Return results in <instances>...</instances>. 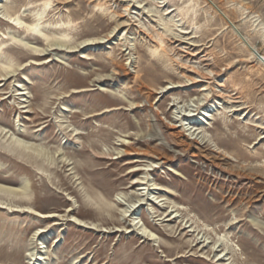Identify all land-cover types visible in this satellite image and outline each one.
Here are the masks:
<instances>
[{
	"label": "rangeland",
	"instance_id": "374dc122",
	"mask_svg": "<svg viewBox=\"0 0 264 264\" xmlns=\"http://www.w3.org/2000/svg\"><path fill=\"white\" fill-rule=\"evenodd\" d=\"M47 1L0 0V186L27 185L0 204L36 213L0 207V264H264V0H132L125 33L119 0ZM196 48L210 67L190 61ZM12 131L73 169L40 172ZM134 179L162 201L128 218Z\"/></svg>",
	"mask_w": 264,
	"mask_h": 264
},
{
	"label": "bare ground",
	"instance_id": "6f19581e",
	"mask_svg": "<svg viewBox=\"0 0 264 264\" xmlns=\"http://www.w3.org/2000/svg\"><path fill=\"white\" fill-rule=\"evenodd\" d=\"M112 0H94V8H96L97 10H102V9H104V8H106L107 7V4L109 3V2H111ZM132 0H119V2L120 3H124L125 5H124V12H123V14L120 16V18L121 19H123V21L121 22V23H117V25H116V28L117 29H124V31L122 30L121 31V33H125L126 31V29L127 28H129V27H131V20H130V17H129V15L131 14L130 13V10L131 9H133V10H140L141 8H140V6H141V2H138L137 3V7H134V6H132V8L130 7V2H131ZM49 2H50V0H48L47 1V4L46 5H48L49 4ZM140 5V6H139ZM106 10V9H105ZM173 11H168L167 12V15H169V14H171ZM16 24L17 25H19V23H18V21L16 20ZM38 28V25L37 24H31V25H29L28 26V28H27V31L29 32V34H34V35H38V33L40 34V31L37 29ZM139 28V27H138ZM119 33H120V31H119ZM182 34H186V33H182ZM178 37V36H177ZM106 38H108V37H106ZM161 38V37H160ZM180 38H183V37H180ZM150 39V38H149ZM120 41H121V39H120ZM150 41H151V39H150ZM193 43V42H192ZM192 43L190 44L191 46H192ZM194 43H195V41H194ZM21 44V46H23V47H25V48H27V49H29L30 51H32L33 52V54H31L32 56H37L36 55V51H38V50H36V49H34V48H32L28 43H24V42H22V43H20ZM194 45V44H193ZM52 45L50 44L49 45V47H51ZM162 47V46H161ZM190 49V48H189ZM52 50V49H51ZM188 50V49H187ZM155 52H156V49L154 50ZM39 52V51H38ZM154 52V53H155ZM191 52V53H190ZM189 53L186 51V53H187V55L189 56V58H190V61H198V63L200 64V63H205L206 65V67H210L211 65L209 64V60L206 58L207 57V55H203L202 56V58H198V56L200 55V54H202L203 53V51L202 52H200V49H193L192 51H190ZM209 56V55H208ZM204 57V58H203ZM121 70V69H120ZM114 73L115 74H118V73H116V71H114ZM211 73V72H210ZM213 73V72H212ZM124 75L126 76L127 74H125L124 73ZM197 75V78H201V80L202 79H207L203 74H199V73H197L196 74ZM185 79V83H191V84H195L196 83V79H194V78H192V77H185L184 78ZM198 82V81H197ZM205 87V86H204ZM17 91V93H16V95L15 96H17V97H19L21 100V103L22 104H25L26 102L25 101H27V100H24L23 98L25 97V93L23 92V90H16ZM204 91V90H203ZM218 97H220V95H218ZM223 97V96H222ZM205 98H206V96H205ZM221 98V97H220ZM222 99V98H221ZM225 99V98H224ZM26 108H28L27 106H23L22 105V107H21V109H26ZM233 109H234V111H239V109H238V107H236V106H234V107H232ZM238 109V110H237ZM62 110H64V108H62ZM202 112H204V109H200ZM23 113H27L26 111L25 112H23ZM205 113V112H204ZM198 116H201V118H199V119H197L200 123H202V121H203V119H206V118H208L209 116H207V115H205V114H203V113H201V114H197ZM88 117H90V116H88ZM203 118V119H202ZM188 120V119H187ZM182 121H184V120H182ZM181 121V122H182ZM17 123L19 122V120L18 121H16ZM197 122V121H196ZM196 122H193V123H189L188 125L189 126H191L190 128H188V130H187V132H190L191 133V135L192 136H194V134H195V132L198 130V129H195L194 127H195V123ZM197 126V125H196ZM176 128H179V127H182V125L181 126H175ZM71 127H68V128H62L64 131H65V133L70 137V138H72V139H74L75 137H77L78 135H80L78 132H77V130H75V129H70ZM258 128L259 129H261V130H264V127L263 126H258ZM35 133V132H34ZM30 136V137H29ZM12 143H11V145H12V147L13 148H15L16 150H18L21 154H23L25 157H27V158H29V159H31L32 160V162H33V165H35V167L37 168V170H39L40 172H53L54 174L57 172V169L59 168V167H61V168H69L72 164H69V162H67L66 160H63V158L60 156V154L59 155H57V157H56V159H54V156H52V157H49L47 154H45L44 153V149H42L41 147L39 148L38 146H35L34 144H32L31 142L33 141V139L31 138V134H26V135H24V134H22V132H17V131H12ZM18 137H22V138H24L25 140H27L28 142H24V141H22V140H20ZM36 138V137H35ZM261 139L262 138H264V135L262 136V137H260ZM172 145H175V144H172ZM137 151V150H136ZM135 150H134V148H126V150L124 151V154L126 155V156H135V155H138V153L136 152ZM199 152V151H198ZM192 153V152H191ZM160 155V154H159ZM195 155H197V154H195ZM159 157V156H158ZM162 157V156H161ZM157 158V157H156ZM169 158V157H168ZM163 158H158L157 160H162ZM73 168H69V171H71ZM142 169V168H141ZM138 169V170H134V171H132L131 173L133 174L134 172H136V171H141L142 173L144 172V171H146V172H149L150 170L149 169ZM38 171V172H39ZM142 176V175H141ZM145 179H146V177H145ZM145 179H134V181L131 183V186L134 188V187H137V190H136V192L135 193H137V195H138V201H137V203H134V204H131V205H129L128 207H127V211H128V213H130V215L128 216V214H127V216H125V217H128V218H130L132 215H135V214H133L134 212H135V209H138L140 206H142V205H144L143 204V202L145 201L146 203L148 202V203H150V207H151V210L152 211H154L155 209V207H154V205H158V203H160L162 200H160V201H158V198H155V197H152L151 196V192L150 191H157V190H159V188L158 187H155V188H150L151 190H148L147 189V187H144V186H146L147 184H148V182H145L144 180ZM21 183V187H17V188H13V187H5V186H0V192H2L3 194H5V195H14V196H23L24 195V193H25V191H26V188H27V185L25 184V183H23V182H20ZM149 187H150V185H149ZM145 193V194H144ZM18 204H20V205H14V206H9V205H5V204H0V207H1V209H9L10 211H12V212H16V213H22V214H31V215H36V213H35V211H33L30 207H28V206H23V205H28L29 203L27 202V201H23V200H21L20 201V203H18ZM146 205V204H145ZM8 210V211H9ZM70 211V213H72V214H74L75 213V211L74 210H69ZM151 212V211H150ZM176 212V211H175ZM156 213V212H155ZM154 213V214H155ZM171 213L172 212H170V214L169 215H167L165 218H167L166 219V221L167 222H171L173 219H175L176 218V216H172L171 215ZM174 213V212H173ZM171 215V216H170ZM39 218H51V217H54V216H51V215H37ZM161 217V216H160ZM157 218V217H156ZM164 218V219H165ZM133 220V219H132ZM136 220H138V219H134L133 220V222H132V226L134 227V228H138L139 226H138V224H139V222L137 223L136 222ZM73 222H76V223H78L76 220H73ZM187 224V223H186ZM131 226V225H130ZM151 227V226H150ZM191 227V225L188 227V228H190ZM139 228H141V226L139 227ZM138 228V229H139ZM255 228H257V230H259V231H264V224L263 225H260V223H255ZM185 229V228H184ZM183 229V230H184ZM44 232V230L43 229H39L38 231H37V234H41V233H43ZM190 232V231H189ZM188 232V233H189ZM36 234V235H37ZM151 237V235L150 236H145V238L148 240H151L152 238H150ZM143 238V237H142ZM223 237L222 238H218L216 241H215V243L213 244V247H212V249H211V252H214V253H216L217 251H218V249H220L221 248V246H222V241H223ZM206 242V243H205ZM191 244L193 245V244H195V247L196 246H198L199 244H202V250L204 249V248H206L207 247V245L209 244L206 240L205 241H200V242H198V239L197 238H195L192 242H191ZM201 250V251H202ZM229 248H228V245H226L225 246V249L224 250H221V251H219L218 253H216L214 256H215V258H216V260H217V262H222L223 260H221L222 259V257H223V253L225 252L226 253V251H227V254H225V256L226 255H228V252H229ZM182 256V255H181ZM224 256V257H225ZM46 259V258H45ZM45 259H42V260H45ZM41 260V258L40 259H36V258H34V260L32 259V256H30V258L28 259V264L29 263H31V264H34V262H38V261H40Z\"/></svg>",
	"mask_w": 264,
	"mask_h": 264
},
{
	"label": "water",
	"instance_id": "95a60500",
	"mask_svg": "<svg viewBox=\"0 0 264 264\" xmlns=\"http://www.w3.org/2000/svg\"><path fill=\"white\" fill-rule=\"evenodd\" d=\"M229 23V25L234 29V26L230 23V22H228Z\"/></svg>",
	"mask_w": 264,
	"mask_h": 264
}]
</instances>
